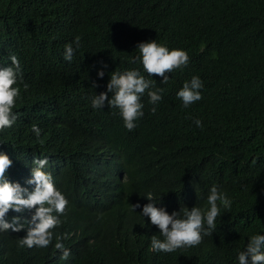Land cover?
Segmentation results:
<instances>
[{
	"label": "trees",
	"instance_id": "obj_1",
	"mask_svg": "<svg viewBox=\"0 0 264 264\" xmlns=\"http://www.w3.org/2000/svg\"><path fill=\"white\" fill-rule=\"evenodd\" d=\"M152 40L189 56L167 83L137 59V45ZM11 54L28 85L17 108L54 103L37 124L39 136L68 125L53 137L72 167L56 176L68 205L52 243L22 248L26 231L0 232V264H239L250 237L264 235V0H0V55ZM126 70L162 89L155 105L147 92L141 97L144 115L132 131L107 102L92 107L110 74ZM193 76L203 83L202 99L185 108L177 93ZM1 141V150L19 153L8 145L13 137ZM65 142H77V150ZM213 186L232 201L221 207L213 234L195 247L151 251L159 229L130 205L149 203L151 192L169 214L207 208ZM65 234L66 260L55 248V236Z\"/></svg>",
	"mask_w": 264,
	"mask_h": 264
},
{
	"label": "clouds",
	"instance_id": "obj_2",
	"mask_svg": "<svg viewBox=\"0 0 264 264\" xmlns=\"http://www.w3.org/2000/svg\"><path fill=\"white\" fill-rule=\"evenodd\" d=\"M77 46L80 37H76ZM139 56L137 59L149 76L162 77V82H168L167 73L175 69L186 67L189 56L181 49H169L156 40L142 42L137 45ZM74 49L71 44L65 45L64 59L71 62ZM19 57L14 54L3 57L0 55V232L11 230L19 233L26 231V235L18 240L19 247H48L54 238V229L61 225L60 216L64 214L68 200L62 194L64 183L57 180V175L72 167L71 160L62 154L58 147V132L68 125L61 123L52 130L56 137H40L37 124L49 118L56 107L54 103L40 102L34 108L22 110L17 108L18 100L26 96L28 85L23 83L24 69ZM106 67V66H105ZM99 78H103L104 71H98ZM154 82L146 79L138 70L114 71L110 74L107 92L92 98V107L102 109L107 102L109 108H116L124 121V127L132 131L135 121L141 118L144 105L141 97L147 92L149 102L153 105L161 101L158 93L162 89L150 90ZM97 85L93 83V88ZM203 83L199 77L193 76L190 82H185L177 93L187 108L190 104L202 99ZM111 93V99L108 98ZM155 114L156 108L151 109ZM197 127L202 122L196 120ZM13 137L19 153H8L1 150L5 144L1 140ZM69 152L77 150V142H65ZM22 156V157H21ZM23 184V185H21ZM145 198L149 201L130 205L135 212L141 208L142 216L147 217L151 225L159 229L160 237L153 235L151 251L172 253L181 248H191L203 242L205 236H210L216 229V219L220 215L221 207L228 209L232 201L227 194L213 186L207 197V208L198 206L180 208L171 214L165 208L157 207L154 196L149 192ZM23 214L32 213L30 219L22 216L8 217L9 211ZM27 225V227H25ZM205 225L207 227H205ZM67 234L56 235L55 248L62 252L61 259H67L70 250L64 247L62 241ZM264 264V235L250 237L246 248L238 255L239 264Z\"/></svg>",
	"mask_w": 264,
	"mask_h": 264
},
{
	"label": "bare ground",
	"instance_id": "obj_3",
	"mask_svg": "<svg viewBox=\"0 0 264 264\" xmlns=\"http://www.w3.org/2000/svg\"><path fill=\"white\" fill-rule=\"evenodd\" d=\"M21 185H23V184H21Z\"/></svg>",
	"mask_w": 264,
	"mask_h": 264
}]
</instances>
